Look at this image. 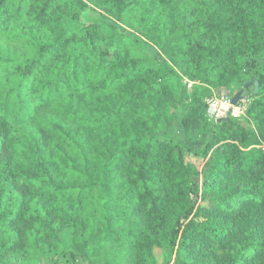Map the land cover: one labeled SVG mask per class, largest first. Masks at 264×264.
Wrapping results in <instances>:
<instances>
[{
	"label": "trees",
	"instance_id": "trees-1",
	"mask_svg": "<svg viewBox=\"0 0 264 264\" xmlns=\"http://www.w3.org/2000/svg\"><path fill=\"white\" fill-rule=\"evenodd\" d=\"M40 263L264 264V0H0V264Z\"/></svg>",
	"mask_w": 264,
	"mask_h": 264
},
{
	"label": "built area",
	"instance_id": "built-area-1",
	"mask_svg": "<svg viewBox=\"0 0 264 264\" xmlns=\"http://www.w3.org/2000/svg\"><path fill=\"white\" fill-rule=\"evenodd\" d=\"M187 86L190 88L191 83ZM231 98L222 93L220 96L213 95L207 102V117L211 121H219L224 118H241L245 115L246 107L249 103L247 98L238 101L236 105L231 104Z\"/></svg>",
	"mask_w": 264,
	"mask_h": 264
},
{
	"label": "rangeland",
	"instance_id": "rangeland-1",
	"mask_svg": "<svg viewBox=\"0 0 264 264\" xmlns=\"http://www.w3.org/2000/svg\"><path fill=\"white\" fill-rule=\"evenodd\" d=\"M82 19L85 21V23H87V22H93L95 19H96V14L94 13V12H92V11H87V12H85V13H83V17H82ZM153 47V46H152ZM150 45L148 46V45H146V46H144V48H143V51L146 53V54H153V52H154V49L152 48ZM181 76H183V78H184V83H185V80H187V78L184 76V75H182L181 74ZM182 82V83H183ZM187 84V83H186ZM192 84V83H191ZM252 90V87H250L249 88V90H245L244 92H243V97H247V95H248V92H250ZM224 93H227V92H224ZM228 95H232L231 94V91L230 92H228L227 93ZM226 94V95H227ZM212 96V94L211 95H209V96H206L205 98H204V102H205V104H207V102L209 101V99H210V97ZM190 162H192L196 167H199V168H201L202 167V165H203V162L201 161V159H197V158H195V157H193V156H191V157H189V159H188ZM68 238H69V236H66V234H63L62 235V239L64 240V241H68ZM164 254H165V252H164V250H156L155 251V256H156V258H157V260H158V262L159 263H161L162 262V258H163V256H164ZM40 264H42V263H40Z\"/></svg>",
	"mask_w": 264,
	"mask_h": 264
},
{
	"label": "water",
	"instance_id": "water-1",
	"mask_svg": "<svg viewBox=\"0 0 264 264\" xmlns=\"http://www.w3.org/2000/svg\"><path fill=\"white\" fill-rule=\"evenodd\" d=\"M251 84H252L251 82L246 83V84L242 87V89L239 90V91L237 92V94L232 98V100H231V104H232L233 106L236 105L238 101H240V100L243 99V92H244L245 90H247V89L251 86ZM258 85H259L258 82H255V93L258 92ZM225 119H229V118H225Z\"/></svg>",
	"mask_w": 264,
	"mask_h": 264
}]
</instances>
